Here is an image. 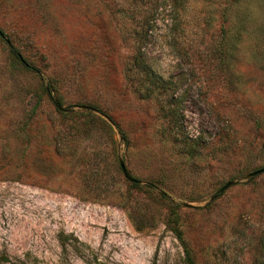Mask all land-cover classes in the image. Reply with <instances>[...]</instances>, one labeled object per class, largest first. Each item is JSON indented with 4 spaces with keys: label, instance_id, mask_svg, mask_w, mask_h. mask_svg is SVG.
Masks as SVG:
<instances>
[{
    "label": "rangeland",
    "instance_id": "obj_1",
    "mask_svg": "<svg viewBox=\"0 0 264 264\" xmlns=\"http://www.w3.org/2000/svg\"><path fill=\"white\" fill-rule=\"evenodd\" d=\"M0 29V264H187L162 194L194 264H264V0H0Z\"/></svg>",
    "mask_w": 264,
    "mask_h": 264
},
{
    "label": "trees",
    "instance_id": "obj_2",
    "mask_svg": "<svg viewBox=\"0 0 264 264\" xmlns=\"http://www.w3.org/2000/svg\"><path fill=\"white\" fill-rule=\"evenodd\" d=\"M11 51H12L14 57L19 62H22L24 64L26 63V60L24 59L23 55L21 53H19L18 51H16V49L11 48ZM118 128H119V131L121 132V134L123 135V137L126 138V133L124 132V130H122L119 126H118ZM132 185L134 187H139L138 183H134ZM161 198H162L163 203L166 205L167 211H168V221H167L168 228L174 233V235L177 237V239L183 245L184 252L186 255L187 264H194V258L192 255V251L184 239V231L182 229V225L180 223V216L178 213L179 206L176 205L175 203H173L164 194L161 195Z\"/></svg>",
    "mask_w": 264,
    "mask_h": 264
},
{
    "label": "water",
    "instance_id": "obj_3",
    "mask_svg": "<svg viewBox=\"0 0 264 264\" xmlns=\"http://www.w3.org/2000/svg\"><path fill=\"white\" fill-rule=\"evenodd\" d=\"M0 37H1L2 39H4V40L7 42V44L9 45V47H11L10 42L7 40L5 34L3 33V31H2L1 29H0ZM54 102H55L56 106H57L59 109H62V108L60 107V105H59L56 101H54ZM120 167H121L122 172H123V174H124V176H125V178H126L127 180H129V181L132 182V183H138V181H137L136 179H134V178H132V177L130 176V174H129V172H128V170H127V168H126V166H125V164H124L123 161L120 162ZM263 173H264V168H263V169H259L258 171H255L251 176L254 177V176H257V175H260V174H263Z\"/></svg>",
    "mask_w": 264,
    "mask_h": 264
}]
</instances>
